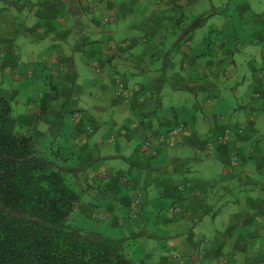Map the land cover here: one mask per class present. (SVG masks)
<instances>
[{
    "label": "rangeland",
    "instance_id": "obj_1",
    "mask_svg": "<svg viewBox=\"0 0 264 264\" xmlns=\"http://www.w3.org/2000/svg\"><path fill=\"white\" fill-rule=\"evenodd\" d=\"M171 1L158 0L160 9L154 7L151 11L145 12L147 7L151 8L148 6L151 0H136L141 7V10H136V13L145 16L147 13L154 15V17H148L146 28L143 31H141L143 27L141 23L133 26L131 22L126 21L127 29L125 30L116 29L117 23L114 17L103 19L106 28L113 30V36L108 38L120 45L122 57L112 62L114 69H103L99 66L101 75L88 63L90 62L88 57L92 49L100 42L103 43L107 37L102 34L103 27L96 29L97 24L91 22V13L81 12V8L79 12L72 14L71 18L74 19L72 23L67 17L65 21L68 20L69 25L65 24L64 27L57 29V33L60 34L58 39L54 32L48 31L46 34L43 31L32 32L29 35L45 39L40 45H35L26 37V33L19 35L18 41H23L19 45V50L14 51V46H12L10 54L0 61V67L4 68L0 70V91L10 99L14 108V116L18 122L36 130V140L40 145L50 141L51 135L59 132L70 134L72 129L79 134L74 138L79 144L83 137H88L87 131L91 133L90 125L94 128L87 145L83 144L80 148L78 155L80 160L77 167L83 170L77 175L75 185L79 191H86L90 186L88 190H92L91 195L94 196L96 191L103 192L101 197L108 199L102 198L106 204L100 206L99 202L98 204L93 203L90 197L88 202L85 201L86 196L82 198L79 223L85 224L87 230L104 231L118 238L136 236L137 238H130V242L137 247L138 257L142 264H166L165 259H169L173 254L183 259L177 261V264H256L257 258L262 256L260 245H258V250L243 254L238 259L234 255H228L231 250L229 246L217 249V244L223 243L224 237L219 234L214 235L213 232L210 233V230L220 227L224 231V225L230 218L225 220L220 215L215 222L216 226L212 218L207 219L205 222L208 224V230L206 229L205 232L200 223H194V218H186L185 215L176 218L178 214L171 212L172 200L170 198L163 197L153 204L154 199H148L144 192L149 175L144 173L143 176H138L136 171L134 174L131 172L132 163L136 159L137 142V131L135 130L137 127L132 128L137 126V122L130 111L121 109V101L119 105L115 104V85L118 86L117 91H119V86L122 84L124 92L134 85L145 86L148 91L146 94L142 93V96L146 103H152V96H159L161 105L153 120L156 121L160 116H167L169 113H172L175 121L182 120L184 113L197 104V93L194 94L187 87L180 91L177 89L176 79L188 78L192 71L181 70L183 64L181 56L175 59V65L172 68L164 67V60L168 59L167 55L177 57L178 44L183 45L193 40L194 37L198 42L206 40L216 42L230 38L235 32L237 40L239 39L234 43V47L238 50L231 57L235 64L230 63L226 69V63L224 67H216V93L212 96L214 100H217L216 104L223 100L230 107L225 106L217 110L221 116L243 125L249 121V108L259 93V79L257 80L254 70L264 74V0H246L245 6L239 10V16L236 13L235 1L241 2L242 0H193L192 3H184L178 10L171 9L173 7L169 6ZM77 4L79 5L78 1ZM152 5H155L154 2ZM177 7L176 5L175 8ZM172 11L175 12L169 13ZM156 12L161 16L155 14ZM7 14L13 15L14 10ZM229 21H236L237 29L227 28L226 32L230 31V36H225L224 28L229 25ZM201 22L203 26L194 30V25L201 24ZM153 24H158V29L151 28ZM142 33L144 35H141ZM140 40H147L149 46L146 47L145 43ZM10 43L13 41H8V45ZM1 47L0 55L2 56L5 49ZM144 51L145 54L142 57ZM223 56V53L217 54L215 59L225 60L226 57ZM58 58L65 61V64L60 65L58 72H64L66 80L58 84V87H54L52 83L55 79L43 64L47 59L49 62ZM18 63L21 64L19 68L16 66ZM10 69H14L17 78L8 72ZM237 89L238 91H235ZM200 95L201 93L198 94L199 100ZM72 110L80 113V116L73 118L70 122L69 115ZM165 110L169 113L164 114ZM198 117V121L200 120V124L203 125L198 127L197 133L202 138H206L210 131L207 122L210 116L204 117L203 114H199ZM260 118L262 120L259 123L264 122V114ZM253 138L261 140L263 137L255 134ZM119 143H121L120 151L117 147ZM68 151L71 150L68 148ZM180 151L183 155H179ZM177 156H180L177 170L168 174L173 180L179 181L185 177L192 179L194 174L199 178L209 177L205 170L213 168L211 165L214 164L209 155L193 147L177 146L170 157V166ZM148 158L150 160L154 157L149 154L146 159ZM98 166L105 172L102 174H97L99 170L94 172L93 168ZM163 166H165L164 169L169 168L167 164ZM188 170L193 172V177ZM112 171L115 172L112 174ZM119 173H123L126 179L133 178L141 189L135 190L136 193L133 195L135 197L129 204L130 211L125 214L121 211V218L124 216L127 222L113 216L118 206L109 201V191L99 188L102 178L112 174L113 178L117 179ZM88 176L92 177L89 179L91 181L86 179ZM192 187L193 184L189 182L186 189ZM179 188L183 189L184 186ZM104 191H106L105 194ZM146 201L149 202L148 209L153 208L150 217L148 215L146 217L144 211ZM176 203L180 208L181 202L176 201ZM120 205L122 207L124 203ZM112 206H115V210L111 208ZM160 206L162 209L164 207L160 213L162 212L165 216L158 218L160 213L157 210ZM224 214L226 215V212ZM128 224L130 226L126 228ZM202 232L207 234L206 237H202ZM194 241L202 243L196 253L194 252ZM185 243L190 246V249L182 252ZM190 254L194 257L193 260ZM262 260H259L257 264H264V257ZM168 264L174 263L169 261Z\"/></svg>",
    "mask_w": 264,
    "mask_h": 264
},
{
    "label": "crops",
    "instance_id": "obj_2",
    "mask_svg": "<svg viewBox=\"0 0 264 264\" xmlns=\"http://www.w3.org/2000/svg\"><path fill=\"white\" fill-rule=\"evenodd\" d=\"M152 2H154V6ZM188 2L192 3L193 0H172L169 6H173L171 9L174 8L178 10L184 3ZM246 2V0H242L241 2L235 1V5H237L236 13L238 16L239 10L245 6ZM138 3L136 0H0V44L5 49V53L0 57V61L10 54L12 46H14V51L19 50V45L22 44L23 41H18V36L24 33H26L28 39L32 40V44L35 45H40L45 39L29 35L32 32L43 31L44 34L48 33V31L51 33L54 32L55 37L58 39L60 34L57 33V29L64 27L65 24L69 25V21H65L67 17L70 18V22L72 23L74 20L71 18L72 14L79 12L81 8V12L85 11L91 13V22L97 24L98 27L96 29H101L103 27L102 34L107 37L104 39L103 43L100 42L97 47L92 49L88 57L90 61L88 63L93 67L114 69L112 62L119 60V58L122 57V53H120V45L108 38L113 36V30L106 28V23L103 19L106 17H114L117 23L116 29L125 30L127 29L126 21L131 22L133 26L141 23L143 25L141 31H143L146 28V20L148 17H154V15L147 13V16H145L141 13H136V10H141ZM176 5L178 6L177 8H175ZM148 6L151 8L147 7L145 12L151 11L154 7L160 9L158 0H151V2H148ZM13 10L14 14L9 16L7 13ZM173 12L175 11L169 13ZM155 14H157V12ZM157 15L161 16L159 13ZM236 24V21H229V25L225 27L226 29L224 28L225 36H230V31L226 32L227 28L237 29ZM157 25L158 24H153L151 28H154V30L158 29ZM141 35L144 34L142 33ZM238 40L235 32L230 38L222 39V41L218 40L216 42L208 40L205 42H198L194 37L193 40H189L183 45L178 44L177 50L179 52H177V57L171 54L167 55L168 59L164 60V67L172 68L175 65V59L181 56L183 63L181 65V70H187V72L192 71L188 78L180 77L179 80L176 79V81H178L177 89L181 91L187 87L194 94L197 93V104L184 113L185 116L182 120L178 119L175 121L172 113H169V111L166 112V110L163 113H169V115H162L156 119V121L153 120L158 114L161 105L159 96H152V103H146L143 100L142 93L146 94L148 89L140 84L134 85L131 89L129 88L130 90L127 88L125 91V98L122 99L123 101L114 100L117 105H119L118 103L120 102L123 111H130V113L134 115V118H136L137 126L132 128L135 129L137 127L135 129L137 131V142L135 147L136 159L132 163L133 170H131V172L134 174L136 171L135 173L138 176H143L144 173L149 175L145 183V196L148 199H154V201H152L153 204L160 201L163 197L170 198L172 200V205L177 204L176 201L181 202V205H179L181 208L180 213L175 217L180 218L185 215L186 218H194V223H200L205 232L208 230V224L205 222L207 219L212 218L216 226L215 222L220 215L225 218V220L230 218L228 223L224 225V229L226 230L225 234V230L222 231L220 227H215V230H210V233L213 232L214 235L219 234L224 237V244L219 242L217 244V249H223L229 246L231 250L228 255H234L237 257L236 259H238L243 254L258 250V245H260L262 256L257 258V264V262L264 257V122L259 123V121L262 120L260 117L264 114V74H262L261 71L254 70L257 80L259 79L258 83L260 88L258 90L259 93L253 100V105L250 106L248 111L250 119L243 125H240L239 122L236 123L232 120H228L223 115L221 116L217 110L219 111L225 108V106L227 108L230 107L223 100L216 104L217 100H214L212 96L216 93V67H221L226 63V69L230 63L235 64L234 59L231 57H233L238 50V48L234 47V43ZM8 41H13V43L8 45ZM140 41L145 43L146 47L149 46L147 40ZM220 53H223V57H226L225 60L215 59L216 55H220ZM144 54L145 51L142 52V57ZM61 64H65L62 58H58L55 61L52 59L49 62L47 59L43 64L45 69L49 70V74L55 79L52 84L56 87L66 80L64 72H58ZM20 65L21 64L18 63V65H16L17 68H19ZM0 70H4V68L0 67ZM8 72L13 74L16 78L18 77L17 73H14V69H10ZM101 74L102 72H100V75ZM127 86L129 87L130 85ZM117 89L118 86L115 85L114 92ZM151 91L153 90L151 89ZM235 91H238V89ZM199 93H201L200 100L198 96ZM114 98L116 97L114 96ZM199 114H203L204 117L207 115L210 116L207 119L210 131L206 138H202V136L197 133L198 127H202L203 125L200 124V120L198 121L199 117L197 118V115ZM178 126L185 127L184 133L166 144L159 145L158 140L160 135ZM93 129L92 127L88 138L85 136L81 139L79 143L80 148L83 144L85 146L87 145V141H89L92 136ZM72 132L73 136H79L74 129H72L70 133ZM255 134H259V136L263 138L257 140L253 138ZM198 135L200 137H198ZM146 139L150 140L149 149L153 150L157 148L158 150V155L150 160L149 158L146 159L148 155L147 152L142 150V145ZM119 146H121V143L117 145L120 151L121 148ZM177 146L193 147L199 150V152L201 150V152L209 155L211 160L214 161V164L211 165L213 168L211 167L205 170L206 175L209 177L199 178L194 174V178L192 179L185 177L179 181H175L170 178L168 174L177 170L178 160L180 159V156H177L171 166L169 165L173 149L177 148ZM182 153L183 152L180 151L179 155H183ZM165 164L169 166V168L167 167L168 169H164L165 166L163 165ZM220 164L222 165L221 167L219 166ZM93 170L94 172L99 170L97 174L105 172V170L99 168V166L93 168ZM188 171L193 177V172L191 170ZM113 172L115 171H112V174ZM112 174L109 177L107 175L106 178H102V183L99 188L100 190L106 189V191H109V201L111 204H117L118 208L113 216L116 219L126 221L124 216L121 218V211H124V214L130 211V201L135 197L133 196L136 193L135 190H139L140 186H138L139 184L137 185L133 178H131V180L127 178V180L123 173H119L117 179L114 177L116 180L113 178ZM86 179L89 180L92 179V177L88 176ZM189 182L193 184V187L186 189ZM181 186H184V188H179ZM89 187L90 186H88V189ZM88 189L86 191H80L82 198L86 196L87 199L85 201L89 200L90 197L95 204H98V202L100 206L101 204H106L102 198H108L101 197L103 196V192H101V194L96 191L93 196L91 195L92 190ZM106 191H104V194ZM146 202L147 204L145 205L146 208L144 211L146 217L147 215L150 217L153 208L149 210V202ZM122 203H124V205L121 207L120 204ZM162 206L159 207L157 212L160 213V210L164 209V207L162 209ZM114 207L112 206L111 208L115 210ZM228 210L229 212L227 213ZM157 212H155V214ZM224 212H226V215ZM161 216L164 217L165 215H162L161 212L158 218H161ZM129 226V224L126 225V228ZM205 235L207 234L203 233L202 237ZM187 243L184 244L182 252H187V250L190 249ZM200 244L202 243H196L194 241L195 253L200 247ZM250 248H252V250ZM192 254L189 256H191L193 260L194 257H192ZM170 258L165 259V257H162V259L166 260V264H168L169 261L177 264L179 261L183 260L174 254ZM194 261L186 262L193 263Z\"/></svg>",
    "mask_w": 264,
    "mask_h": 264
},
{
    "label": "trees",
    "instance_id": "obj_3",
    "mask_svg": "<svg viewBox=\"0 0 264 264\" xmlns=\"http://www.w3.org/2000/svg\"><path fill=\"white\" fill-rule=\"evenodd\" d=\"M117 90L115 99L123 101L126 93ZM78 116L72 110L69 121ZM35 131L18 122L0 91V264H142L130 242L136 236L113 237L79 223L82 194L75 181L83 169L73 132L40 145Z\"/></svg>",
    "mask_w": 264,
    "mask_h": 264
},
{
    "label": "built area",
    "instance_id": "obj_4",
    "mask_svg": "<svg viewBox=\"0 0 264 264\" xmlns=\"http://www.w3.org/2000/svg\"><path fill=\"white\" fill-rule=\"evenodd\" d=\"M125 45V44H124ZM1 46H0V54H1ZM123 89H124V86L121 84L120 86H119V91H118V94H122V93H125L124 91H123ZM185 127H183V126H178V127H176L175 129H171L170 131H168L167 133H165V134H162V135H160V138H159V145H163V144H166L167 142H170V141H172V139H174V138H176V137H178V136H180V135H182L183 133H184V129ZM149 146H150V140L149 139H146V141L144 142V144L142 145V150L144 151V152H147V154L149 155L150 154V156H152V157H155L157 154H158V150H155V149H149ZM180 210H181V208H179V207H175V208H172L171 209V212L173 213V214H179L180 213Z\"/></svg>",
    "mask_w": 264,
    "mask_h": 264
}]
</instances>
